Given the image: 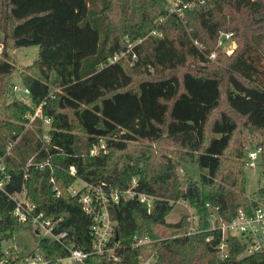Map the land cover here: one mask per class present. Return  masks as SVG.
<instances>
[{
    "label": "trees",
    "instance_id": "obj_1",
    "mask_svg": "<svg viewBox=\"0 0 264 264\" xmlns=\"http://www.w3.org/2000/svg\"><path fill=\"white\" fill-rule=\"evenodd\" d=\"M222 31L237 41L232 54L218 43ZM0 33V152L20 136L6 153L10 189L22 186L31 157H50L54 169L29 167L28 193L46 215L62 218L59 228L83 249L92 244L93 220L71 185L106 181L126 188L135 177L138 190L156 196L151 208L137 198L110 204L112 243L121 246L113 255L91 254L87 263L137 264L154 254L156 264H264V250L245 253L237 235L227 237L229 255L219 257L222 233L212 228L207 205L230 219L259 204L246 194L245 132L262 135L264 163V0H206L183 16L167 0H0ZM62 42L70 45L65 56L63 48H45ZM30 45L40 47L39 55L20 75L42 93L31 89L27 102L12 92L18 67L11 51ZM47 52L53 59L45 71ZM42 100L41 114L52 119L47 130L41 117L27 126ZM101 141L106 150L90 154ZM183 162L200 166L199 180H181ZM183 200L197 216L191 233L189 214L168 220ZM13 206L0 191V240L26 225L12 215ZM135 234L151 241L133 246ZM40 247L49 257L63 250L48 239Z\"/></svg>",
    "mask_w": 264,
    "mask_h": 264
},
{
    "label": "built area",
    "instance_id": "obj_2",
    "mask_svg": "<svg viewBox=\"0 0 264 264\" xmlns=\"http://www.w3.org/2000/svg\"><path fill=\"white\" fill-rule=\"evenodd\" d=\"M206 0H167L168 6L171 12H175L180 16H183L186 8L194 7L197 4H202ZM157 34V31H153ZM233 41V32L222 31L219 37V45L225 46L227 42ZM133 44H129L127 51L132 49ZM127 51L114 55L111 61H116L123 56ZM4 42L0 33V61L3 57ZM135 56V54H134ZM216 56L215 52L210 55L211 58ZM12 92L17 93H31L29 86H20L18 83H14L12 86ZM44 103L42 100L36 107L35 112L29 113V122L27 126L33 122L37 117H41L43 120L45 130L51 127V117L43 116L41 114V107ZM20 136H17L14 140L10 141L7 145V152H10ZM44 141L50 142V134L48 131H44ZM105 143L101 141L98 144H94L90 149V154H97L101 149H105ZM262 146L257 144L255 150H250L246 158V164L254 166L255 161L259 154H261ZM6 153L0 152V191L3 192L14 203L11 210L12 215L19 221L26 223L25 226H29L34 234L38 237V251L33 250L29 255L22 256L15 252L13 247L7 249L1 248L0 240V264H89L87 259L91 254L100 255H113L116 249L121 246L117 240L112 243V239L115 235L116 221L112 218L109 205L112 203L120 202L122 199L137 198L139 201L146 203L151 208L152 203L156 196L143 192L137 189V179L134 177L130 185L126 188H119L111 185L106 181L102 182H88L79 180L82 185L78 186L77 182L69 187V190L76 196H78L83 209L91 215L93 223L91 225V235L93 241L88 249L76 247L73 242L68 239L69 233L66 229L59 228V223L62 218H54L46 215V213L39 208L38 204L30 197L26 181L28 179L29 167L36 166L37 168L49 167L54 169V165L47 157L43 160H35L34 156L31 157L25 169L23 176L22 186L19 189L11 190L10 185L13 183V175L8 167L6 160ZM56 195H60L61 191L56 183L55 176L51 177ZM259 204L255 206L250 212L246 210H239V212L230 219H224L219 215L218 206L207 203L210 208L212 228H218L222 233V240L218 244V255L220 258H225L229 255V246L227 237L230 235L239 236L242 241L245 242L246 253H252L255 251L264 250V195L258 198ZM192 226L191 230L195 231L198 226L197 216L192 213L189 216ZM48 239L59 243L62 247L61 255L58 257H49L40 247V241ZM212 238L209 237L208 240ZM151 241L148 235L135 234L132 240L133 246L146 244ZM137 264H156V255L152 254L149 257H140Z\"/></svg>",
    "mask_w": 264,
    "mask_h": 264
},
{
    "label": "rangeland",
    "instance_id": "obj_3",
    "mask_svg": "<svg viewBox=\"0 0 264 264\" xmlns=\"http://www.w3.org/2000/svg\"><path fill=\"white\" fill-rule=\"evenodd\" d=\"M68 40V39H67ZM65 40V41H67ZM237 41L233 40L231 42H227L223 47V51L227 54H232L236 49ZM46 50L49 52H56L57 48H63L62 56H65L67 52L70 51V45L67 43H49L45 46ZM40 47L38 45H30L23 46L19 48H15L11 51L12 56L16 60L18 70L16 71L13 80L15 83H18L20 86H27L22 76L20 75V70H26V67L34 62L39 55ZM46 60L42 62L43 69L46 71L47 68V60L53 59L50 54L46 53ZM65 58V57H63ZM41 81V80H39ZM43 83V81H41ZM41 85L35 84L32 86V90H36L40 93ZM18 96H21L25 101L30 102L32 99V93L24 94L22 92L17 93ZM246 138V155L250 150H255L257 148V144H260L262 140V135L258 133H249L245 132ZM247 157H245L246 159ZM255 165L249 166L246 164V194L253 198L261 197V188H264V163L262 159V155L259 154L256 159H254ZM203 170L200 166L195 162H183L178 167V173L183 182H186L190 179L199 180L201 177V173ZM78 186H81L82 183L80 181L77 182ZM192 214L195 213V209L191 206V204L187 201L177 202L174 209L168 216L169 221H175L181 218L182 214ZM9 247H13L15 252L19 253L22 256L29 255L33 250L38 251V237L34 234L29 226H23L19 230H17L13 236L4 239L1 242V248L7 249ZM246 253V252H245Z\"/></svg>",
    "mask_w": 264,
    "mask_h": 264
},
{
    "label": "water",
    "instance_id": "obj_4",
    "mask_svg": "<svg viewBox=\"0 0 264 264\" xmlns=\"http://www.w3.org/2000/svg\"><path fill=\"white\" fill-rule=\"evenodd\" d=\"M3 37H4L3 34H1V38H2V39H3Z\"/></svg>",
    "mask_w": 264,
    "mask_h": 264
},
{
    "label": "crops",
    "instance_id": "obj_5",
    "mask_svg": "<svg viewBox=\"0 0 264 264\" xmlns=\"http://www.w3.org/2000/svg\"><path fill=\"white\" fill-rule=\"evenodd\" d=\"M175 221H177V220H175Z\"/></svg>",
    "mask_w": 264,
    "mask_h": 264
}]
</instances>
